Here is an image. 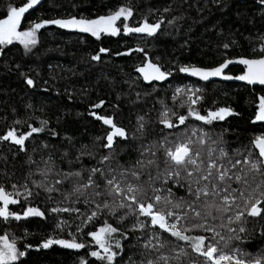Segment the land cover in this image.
<instances>
[{"label": "snow or ice", "instance_id": "6c2138e0", "mask_svg": "<svg viewBox=\"0 0 264 264\" xmlns=\"http://www.w3.org/2000/svg\"><path fill=\"white\" fill-rule=\"evenodd\" d=\"M260 3L264 5V0ZM40 4L41 0H23L19 6L8 7L5 18H0V55L14 44L31 52L40 43L41 30L48 26L90 34L96 41L134 34L155 37L167 19L164 14L173 11L168 5L162 10L149 9L148 15L135 19L136 10L125 4L95 18L72 15L26 22V14ZM155 12L161 16L152 22L149 16ZM177 19H168V25ZM234 43L226 42L223 48ZM110 52L101 46L91 59L99 62ZM134 52L146 57L135 69L140 73L137 79L153 90V82L169 81L178 73L203 82L220 78L264 86V43L258 55L232 58L224 54L215 66L185 64L174 71L160 63L159 57H149L144 47L116 55ZM230 66H240V74H229ZM24 78L28 86L37 87L27 74ZM142 95L151 93L136 92L132 103L141 102ZM172 101L184 111L160 101L157 123L162 127L159 138L151 140L147 139L146 114L137 115L135 129L129 131L116 122L114 114L91 111L89 114L108 128L104 136L95 138L102 142L99 148L103 153L93 150L95 143L92 148L82 145L74 159H67V170L57 164L51 152L42 155L39 163L33 158L37 148L32 145L39 134L58 135L49 128V121L40 120L39 126H33L14 119L0 134V144L15 146L18 151L14 155L25 154L30 167L27 175L15 182V172L3 173L0 221L23 227L39 218L51 223L52 232L35 244L28 241L26 228L20 236L0 234V264H26L30 251L53 246L78 253L85 250L78 264H264V250L253 254L244 247L257 230L249 228L253 221L264 239V133L253 136L247 146L230 149L223 132L213 129L217 122L239 115L234 109L217 106L218 102L204 108V88L195 83L176 86ZM105 103L101 100L92 107L101 109ZM257 122L264 126V95L258 98L252 121ZM22 123L25 128H18ZM66 139L71 142L70 137ZM134 141H140L135 149L137 158L127 166L120 164L119 154ZM40 147L48 149L49 145ZM85 156L91 161L88 165L83 163ZM67 157L64 152L61 160ZM127 251L132 254L126 255Z\"/></svg>", "mask_w": 264, "mask_h": 264}, {"label": "trees", "instance_id": "16d2710c", "mask_svg": "<svg viewBox=\"0 0 264 264\" xmlns=\"http://www.w3.org/2000/svg\"><path fill=\"white\" fill-rule=\"evenodd\" d=\"M22 3L23 0H0V18H5L10 5L19 6ZM125 4H130L136 10L135 19L148 15L149 9L162 10L171 5L173 11L164 14L167 19L155 37L134 34L105 36L102 41H96L90 34L48 26L41 30L40 43L31 52H25L23 46L18 44L5 48L4 54L0 55V134L5 133L14 119L33 126H39L40 120L49 121V128L58 135L54 136L48 131L39 134L32 145L37 148L33 158L39 163L42 155L47 157L51 152L57 164L67 170V159H74L82 145L92 148L95 143L93 150L103 153L99 148L102 142L97 143L95 138L104 136L108 128L91 116V111L101 115L114 114L116 122L129 131L135 129L137 115L146 114L149 121L147 139H158L162 127L157 123L160 101L183 112L178 102L173 104V89L193 83L204 88V108L218 102L217 106H230L239 114L217 122L213 129L217 133L223 132L230 149L247 146L253 136L264 133L261 122L252 123L258 110V98L264 95V86L252 87L218 80L202 82L178 73L169 81L153 82V90L142 79H137L140 73L135 69L146 60L143 53L116 55L129 48L144 47L149 57L154 60L159 57L160 63L173 71L175 67L185 64L215 66L224 59V54L232 58L258 55L264 43V5L260 0H41L40 5L26 14V22L29 19L72 15L95 18ZM160 16L161 12H155L149 19L155 22ZM173 17L179 19L174 25H168L167 20ZM233 41L232 47L223 48L224 43ZM101 46L110 48L111 52L103 55L101 61H93L91 56ZM230 68L231 74H240V66ZM24 74L34 79L36 88L26 84ZM136 92H150L151 95H142L141 102L133 104ZM101 100L106 102L104 107L93 109L92 105ZM17 127L24 129L25 125L22 123ZM66 137H70L71 142ZM42 143H47L49 148L42 149ZM139 143L129 142L128 150L119 154L120 164L127 166L135 161L138 155L135 149ZM17 151L15 146L8 143L0 144V182L6 179L3 175L5 171L9 175L16 173L13 182L27 175L30 167L26 163L27 156L23 153L14 155ZM64 152L68 153V157L62 161ZM29 154H32L31 148ZM90 162L87 156L83 158L84 165ZM31 167L35 168L36 165ZM254 226L257 230L244 247L250 253L259 254L264 250V239L259 235V225L255 221L249 224L250 229ZM24 228L30 233L28 241L33 244L52 232L51 223L39 218L31 219L23 227L15 222L6 224L0 221V234L8 232L20 236ZM84 252L59 246L32 250L26 264H78V258ZM131 254V251L126 252V255ZM87 258L90 261L94 259Z\"/></svg>", "mask_w": 264, "mask_h": 264}, {"label": "water", "instance_id": "95a60500", "mask_svg": "<svg viewBox=\"0 0 264 264\" xmlns=\"http://www.w3.org/2000/svg\"><path fill=\"white\" fill-rule=\"evenodd\" d=\"M230 67H232V66H230ZM229 74H231V73H229ZM184 76H185V74H183ZM233 75V74H232ZM189 78H194V79H197L198 80V78H195V77H189ZM216 80H218V81H224V80H222V79H220V78H213L212 80H210V81H208V82H211V81H216ZM203 82V81H202ZM226 82H239V83H243V84H246V85H248L246 82H243V81H237V80H231V81H226ZM252 87H254L253 85H251ZM255 86H260V85H255Z\"/></svg>", "mask_w": 264, "mask_h": 264}]
</instances>
